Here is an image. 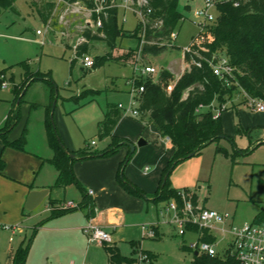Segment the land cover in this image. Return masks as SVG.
<instances>
[{"label": "rangeland", "instance_id": "374dc122", "mask_svg": "<svg viewBox=\"0 0 264 264\" xmlns=\"http://www.w3.org/2000/svg\"><path fill=\"white\" fill-rule=\"evenodd\" d=\"M204 6L202 0L179 1L178 9L185 18L175 29L177 39L161 55L147 62L157 69L153 74L154 79L162 68L173 71L176 77L182 73L186 66L183 63L184 50L191 45L193 37L202 31L201 19L195 17L194 11ZM16 8L18 12L8 11L0 15V23L5 24L8 18L11 19L6 30H0L3 33L0 36V78L3 79H0V134L3 133L7 116L19 105V118L7 131V138L14 141L24 134L26 143L25 149H16L5 145L4 138L0 135V155L6 161L5 171L0 173V264L6 263L7 251L11 246H19L24 237L33 236L37 225L44 223L50 213V198L66 197L64 188L53 186L55 166L40 158L53 155L45 134L47 106L53 107V120L63 141L75 150L85 147L92 152H103L109 148L114 137L120 140L121 144L114 154L78 161L112 157L124 145L130 149L129 141L138 149H148L146 146H139L141 138L135 141L117 134L109 136V140L99 135V121L109 103L122 101L124 124L119 129L121 133L133 131L135 124L139 122H144L146 133L157 132L149 117L131 113L132 108L138 107L133 106L126 87L125 77L134 70L132 63L109 60L99 68H86L82 62L83 55L76 53L75 45L83 41L82 32L92 18L88 10H77L62 3L55 7L53 15L46 22L33 0H18ZM210 12L214 18L208 23L215 24L220 15L216 5L211 6ZM119 19L128 34L119 38V47L122 50L135 48L139 39L129 34L137 27L140 16L131 9L121 7ZM203 33L206 37V29ZM4 42H8V46H4ZM107 50L106 42L97 39L91 41L90 50L86 54L95 58ZM74 58L76 60L72 63ZM23 60H28L30 71L39 79L26 85L18 104L17 94L13 89L22 79L24 70L17 63ZM8 67L11 69L6 71V78H2L1 70ZM4 82L7 86L2 85ZM242 94L241 89L236 90L233 100H229L221 112L226 137L206 145L198 154L182 161L170 175L172 187L181 191H195L202 205L229 213L234 217L236 225L253 221L255 215L264 208L263 126L243 124L248 117L240 113L250 108L243 102ZM216 105L219 108V104ZM237 125L242 128L240 132L236 130ZM161 138L167 137L159 132L158 139ZM169 146L168 148L160 143L157 148L162 155L171 149V158L174 151L171 141ZM221 147L225 151L220 150ZM143 158L148 159L144 156L138 159L137 173L143 172L148 166V174H151L155 164ZM33 159L38 161V165L30 173ZM126 163L128 162L124 164ZM29 177L36 180L35 184L42 180L49 181L53 191L37 208L24 210L19 194ZM72 188L79 196L80 191L76 186L72 185ZM67 196L69 198V191ZM150 204L155 222L148 225H155L157 235H143L145 237L140 238L141 250L150 251L154 255L152 264H193L194 252L184 251L181 246L183 243L198 242L197 231L187 229L185 235L179 234L178 225L170 222L172 215L165 210L166 202L157 200ZM147 215L144 211L134 215L131 220L138 222L151 218ZM213 233L217 238L218 251L225 252L228 239H223V235L217 230L213 229ZM122 243L128 246L123 251L130 254L131 245L128 240Z\"/></svg>", "mask_w": 264, "mask_h": 264}, {"label": "trees", "instance_id": "16d2710c", "mask_svg": "<svg viewBox=\"0 0 264 264\" xmlns=\"http://www.w3.org/2000/svg\"><path fill=\"white\" fill-rule=\"evenodd\" d=\"M18 0H0V9L12 8ZM67 3H82L88 8L95 6V0H64ZM112 0H108L111 3ZM180 0H146L142 7L145 15V23L140 19L137 27L131 31L130 36L139 39L135 48L122 50L118 40L128 34L123 29L119 19V7H110L106 13H101L102 25L96 29L88 26L82 32L83 41L77 46L76 53L83 55L90 50L92 40H104L108 50L102 55L95 56L93 68H99L107 61H127L136 63L139 56L145 63L151 62L155 56L161 55L169 47L167 42L170 34L177 28L185 18L178 9ZM217 0L216 7L219 17L215 24H207L205 41L200 45L195 43L198 36L193 37V51L186 52L183 63L186 64L182 73L176 77L173 71L162 68L156 79L153 76L139 78L137 86H144V91L136 96L138 99V110L141 116H148L161 135L168 137L174 151L168 164L162 172L160 186L155 194V200L164 201L166 204L175 199L182 205L181 194H191L195 204L198 203L196 193L190 189L184 191L174 188L170 183V175L173 169L189 154H198L206 145L219 141L226 137L221 116L214 117L213 108L226 105L235 97V91L241 89L243 102L247 97L264 101V0ZM33 4L38 6V2ZM54 7L53 2L46 3L45 8H39L40 14L48 21ZM189 6H187L188 8ZM46 10V12L44 11ZM96 22L98 15L93 14ZM203 35V34H202ZM201 55L202 57H200ZM221 56L228 58L231 66L235 68L233 77L228 81L220 79L214 73L212 63L218 61ZM76 58L72 59L74 63ZM200 61V65L196 62ZM25 70V77L21 83L15 86L18 103L22 100V91L26 85L36 81L38 77L30 71L28 61L19 62ZM53 107L45 109V130L47 142L53 150V157L48 159L58 170V176L54 187L63 188L76 184L82 190L75 171L74 162L77 159H85L97 156H109L114 154L120 143L115 137L109 144V148L103 152H92L87 148L78 150L69 149L62 140L53 120ZM20 115L19 105L13 115H9L3 133L5 145L23 150L26 139L24 134L14 141L7 138L9 131L16 123ZM123 110L118 103H109L104 117L99 121V135L101 137L113 136V132L122 118ZM236 130L242 128L237 125ZM1 132V131H0ZM220 150H224L223 147ZM134 151L130 152L127 159L120 166L119 179L124 187L130 192L143 195L145 193L131 181L124 173L125 162L129 161ZM6 167V162L0 156V172ZM60 200L53 199L51 202V215L57 216L75 208H61ZM255 222L264 221V208L254 217ZM187 229L195 230L199 234V240L216 243L217 238L207 228L199 229L197 226L188 224ZM157 233V231H156ZM31 241L11 249L6 264H25ZM109 256V264H135V256L124 255L117 244L105 243ZM181 249L194 252L193 264H242L227 249L216 255L198 252L192 249L191 244L183 243ZM140 246L136 247L135 255L138 254ZM153 260L154 255L146 252ZM153 262V261H152ZM151 262V264H152Z\"/></svg>", "mask_w": 264, "mask_h": 264}, {"label": "crops", "instance_id": "0c3cea01", "mask_svg": "<svg viewBox=\"0 0 264 264\" xmlns=\"http://www.w3.org/2000/svg\"><path fill=\"white\" fill-rule=\"evenodd\" d=\"M34 1L38 2L39 8H45L46 3L53 2L54 7L51 15H53L55 7H57L59 4L62 3L65 4V2L61 0H33V2ZM16 2L12 8L4 9V10L0 9V15L8 11L18 12L16 8ZM44 11L46 12L45 9ZM10 20L11 19L8 18L7 21L9 22ZM7 23L5 24L0 23V30H6V27L8 25ZM2 34L3 33L0 32V36H2ZM4 43H5L4 46H8V42H4ZM23 61H28V60H23ZM17 64L19 65V63ZM8 69H11V67L4 68L1 70V77L4 74L5 76L4 78H6L5 74ZM133 75H134V70L133 73L128 74L125 77L126 87H128L127 93H129L131 97L133 96L131 93V86L128 83V81L133 77ZM24 77H25V70L23 72L20 83L23 81ZM29 84L31 83L29 82ZM118 104H122V101H119ZM16 108L14 110H16ZM14 110L11 111L9 115H13ZM105 112H106L105 110L102 112L103 117ZM240 114L242 116L244 115V117L246 116L248 117L247 120L243 122V124L246 125L253 124L252 125L253 127L263 126V132H264V112L254 111L250 108L247 110H242ZM250 119H252V121H250ZM143 123L144 122L136 123L135 129L133 131L130 132L126 131V133L123 134L119 130L121 125L124 124V119L121 118L113 132V136H116L118 134V135H122L121 137H127V138L129 137V140H135V141L142 138L146 142L143 146H146L148 149L147 150H145V148L138 149L136 147V149L134 150V154L131 156L130 160L127 161L128 163H126L124 167V173L126 174L127 179L131 181L134 185L139 187L145 193V196L130 192L128 189H126V187L122 185L119 179L120 166L122 162L128 157L129 152H131V148L128 149L124 145L125 142L122 143V145L124 146L120 148L118 153L112 157L96 158V159L84 160V161H78L80 159H77V161L74 162V171L80 184L83 186L84 190H82L76 184H71L67 187H63L66 191L67 198L66 197L64 199L53 198V197L50 198L49 201L50 213L44 219V223L37 225L34 228L33 236L29 238L24 237V239H22L21 243L19 244V245L26 244L31 241L28 257L25 264H109V256L105 248V244H99L95 240H90L89 236L84 232L83 228L89 222L95 224L96 226L110 233L112 237V243L117 244L124 255L135 256L136 258L138 257V254L135 255L134 250H136L137 246H140V248L142 247V241L140 238L141 237L144 238L145 236L143 235H147L146 234L147 227L152 226V228H154L155 231H157L155 225L153 224L148 225L150 223L155 222L154 219L155 215L154 213L151 214L152 206L150 203L154 201L156 202L155 194L160 186L159 182L161 181L162 178V172L170 159L169 156L171 153V149H169V152L162 155L157 148V146L160 143L169 148L171 140L168 137L165 139L164 138L158 139L159 136L158 130L156 133L153 132L146 133L147 129L144 128ZM45 134H46V130H45ZM64 143L69 149L75 150L72 147H70V145H68L65 141ZM129 143L131 144L130 141ZM130 144H128L129 147ZM0 156H2V154ZM141 156L148 157V159L143 158V160L151 161L155 164V169L151 174H148V166L143 170V172L137 173L136 166L138 159ZM52 157L53 155L51 157L40 156L43 162L49 161L48 159ZM37 165H38V161L36 159H33V164H32V168L30 169V173L33 172V169ZM4 171L5 169L0 173H3ZM54 173L56 175L54 182H56L58 176V170L56 169ZM48 182L42 180L40 181V183L35 184L36 180H32L29 177L27 181H25L22 188L20 189V194H19L20 203L25 205L27 196L29 192L32 190H40V189L48 188L50 189V193L47 196H49L52 193L53 188L51 186L52 184ZM72 185H75L76 188L80 191L79 196L72 188ZM68 191L70 192L69 198L67 196ZM192 192L196 193L195 191L191 190V193ZM53 199H57L61 201L58 203L60 207L62 204L68 201H73L74 203L78 204V207L72 211H68L61 215L52 216L51 202ZM198 203L202 205L199 201V196H198ZM202 206L205 205L203 204ZM23 208L25 210L24 206ZM144 211H146V213L148 214L147 216L150 215L151 218H147L146 220H139L138 222L131 220V218L134 215L136 216V214L142 213ZM127 240L131 245L130 254H126L125 251H123V248H126L128 246L122 242H127ZM17 247L11 246L7 251V256L11 249H16ZM7 256H6V261H7Z\"/></svg>", "mask_w": 264, "mask_h": 264}, {"label": "built area", "instance_id": "2783aa9c", "mask_svg": "<svg viewBox=\"0 0 264 264\" xmlns=\"http://www.w3.org/2000/svg\"><path fill=\"white\" fill-rule=\"evenodd\" d=\"M65 2L64 0H61ZM205 3V6L201 9L194 11L195 17L201 19L202 33L196 38L195 43L200 45L206 39L204 37V29L209 21L213 20V14L210 12V8L213 5H216L217 0H202ZM235 5L238 4L237 0ZM68 5L73 6L77 10H88L91 13V17L96 13L98 15L97 21L95 22L93 18L88 22V26L96 29L102 25V20L99 17L101 13H106V10L110 7H123L125 9H131L136 12L142 23H145V15L143 13L142 7L146 4V0H112L111 3H108V0H95V6L93 8H88L82 3L70 4L65 2ZM38 33H41L38 31ZM203 34V35H202ZM178 33L175 30L170 34L169 40L167 43L169 46L177 39ZM80 44V43H79ZM75 45V50L77 46ZM193 51V42L191 45L184 50L183 58L186 52ZM202 57L201 55H199ZM83 65L86 68H93L95 64V58L88 54H83L82 56ZM197 65H200V61L196 62ZM134 75L129 79L128 83L131 86L132 93V104L133 106L138 105V99L136 98L141 92L144 91V86H137V80L139 78H147L149 76H154L157 72L156 67L151 63H145L140 58L138 61L133 64ZM214 73L220 79L228 81L233 77L235 68L231 66L226 56H221L217 62L212 63ZM4 74L2 78H4ZM2 85L7 86V83ZM249 108L254 111L264 112V101L255 99L252 97H247L246 101ZM122 110L124 109L123 105L120 104ZM226 108L225 105L219 108H213L214 117L221 116V112ZM131 113L135 116L140 114L137 108H132ZM92 144H95L93 141ZM183 203H179L173 199L166 204V212L171 213L172 218L170 222L175 223L179 227V234L184 235L187 230V225L191 224L197 226L199 229L207 228L209 232L213 233V229L219 231L223 235V239H228L227 249L231 250L235 254L236 258L242 264H264V221L263 222H245L243 225H236L234 222V217L229 213L220 212L216 209L205 207L199 203L195 204L191 198V194H181ZM78 204L73 201H68L61 205V208H77ZM163 213V212H162ZM84 232L89 236L90 240H95L99 244L112 243L111 234L106 232L104 229L96 226L95 224L89 222L84 226ZM147 235L151 237L156 236V231L154 228L147 227ZM192 249L197 252L207 253L209 255H216L218 249L216 243H209L207 241L199 240L196 243L191 244ZM226 249V250H227ZM137 264H151L152 260L148 253L143 250L138 251Z\"/></svg>", "mask_w": 264, "mask_h": 264}, {"label": "water", "instance_id": "95a60500", "mask_svg": "<svg viewBox=\"0 0 264 264\" xmlns=\"http://www.w3.org/2000/svg\"><path fill=\"white\" fill-rule=\"evenodd\" d=\"M24 94V92H23ZM22 94V95H23ZM55 105V104H54ZM146 142L141 138L139 140V146L144 145ZM131 151L133 152L136 149V145L130 144ZM195 152H192L189 154V157L194 156ZM50 193V189L44 188L40 190H32L29 192L26 202H25V209L27 210H33L37 206L41 204V202L45 199V197ZM198 253V252H196Z\"/></svg>", "mask_w": 264, "mask_h": 264}]
</instances>
